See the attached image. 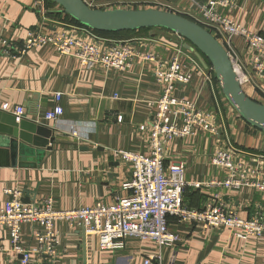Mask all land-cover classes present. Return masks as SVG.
I'll return each mask as SVG.
<instances>
[{"label":"crops","instance_id":"0c3cea01","mask_svg":"<svg viewBox=\"0 0 264 264\" xmlns=\"http://www.w3.org/2000/svg\"><path fill=\"white\" fill-rule=\"evenodd\" d=\"M139 1L143 4L136 9L170 10L188 18L196 10V5L189 0ZM31 2L0 0L1 38L20 44L28 30L39 26L41 19L30 9ZM205 2L196 0V4ZM233 2L230 10L233 19L246 30L264 36V0ZM47 7L58 10L54 4ZM49 19L46 27L56 28L55 15H50ZM130 40L160 61L175 54L172 47L185 43L173 33L157 30ZM234 45L241 62L247 63L251 53L243 41L235 38ZM187 54L194 63L187 57L181 58V73L191 75V80L186 86L178 85L174 96L221 119L224 131L212 136L197 130L190 138L173 140L164 153L165 166L183 164L188 183H219L225 174L212 165L211 155L221 145L230 144L245 153L247 166L259 170L264 179V133L236 115L218 89L211 68L204 69L191 53ZM153 69V63L137 61L123 72L80 70L77 60L61 57L47 46L30 49L15 59L0 54V107L5 104L10 111L17 106L23 107L25 117L22 120L51 130L50 138H53L48 145L49 151L26 146L28 151L16 153L0 136V209L6 201L3 190L13 188L21 189L22 201L30 203L39 204L51 197L53 208L60 211L97 203L108 205L124 197L126 193L121 186L130 179V168L112 153L148 154L147 137L138 127L153 115L159 96ZM208 76L212 79H207ZM248 93L250 99L258 103L264 101L255 96L251 87ZM55 94L61 95L63 109L61 121L56 123L44 119L54 104ZM4 113L8 112L0 109V114ZM71 129L76 132L75 136ZM215 196L242 219L255 214L264 218V195L249 188H187L184 204L201 208ZM168 224L180 238L174 247L159 251L153 243L128 238L124 250L112 252L100 250L95 237H85L83 244L80 228L70 229L66 223H57L59 253L53 264H83L84 253L86 264H142L145 256L158 252L163 263L172 260L173 264H264V237H248L241 241L225 228L214 229L188 222L178 224L174 218H169ZM38 231L41 229L32 225L22 227L25 249H36L33 234ZM20 260L21 256L11 250L8 229L0 227V264H19ZM47 263L51 264L35 252L31 253L29 264Z\"/></svg>","mask_w":264,"mask_h":264},{"label":"built area","instance_id":"2783aa9c","mask_svg":"<svg viewBox=\"0 0 264 264\" xmlns=\"http://www.w3.org/2000/svg\"><path fill=\"white\" fill-rule=\"evenodd\" d=\"M82 1L89 8L99 10L136 9L135 7L143 4L139 0ZM189 1L196 5L195 12L190 13L189 18L211 33L223 47L240 87L244 91L251 87L253 92H258L263 99L264 36L246 30L233 19L230 15L234 6L233 0H206L201 4H196V0ZM46 2L47 0H32L30 9L38 13L41 22L37 28L27 31L20 44L0 37L2 56L15 59L30 49L47 46L61 57L77 60L80 70H100L105 73L109 70H129L137 61L141 64L153 63V76L159 86V96L154 103L153 115L138 127L147 137L148 154L126 151L112 153L115 159L130 168V179L121 186L126 193L124 197H118L108 205L97 203L90 207L60 211L53 208L51 197H46L39 204L24 203L21 189L3 190L6 201L0 209V227L8 229L11 250L21 256L19 264H29L32 252L53 264L59 253V233L55 225L61 222L66 223L70 229H83L85 237L97 239L100 250L112 252L124 250L125 240L128 238L153 243L159 251L174 247L180 242V238L169 228V218H174L178 224L188 222L204 224L214 229H229L232 236L241 241H246L248 237H264V218L260 214L242 219L219 196H215L201 208L184 204L187 188H249L264 195V179L259 170L247 166L244 152L230 144H223L212 152V165L225 174L224 180L219 183H188L185 180L183 164L175 163L168 167L164 164V153L173 140L190 138L197 130L212 136L224 131L221 119L199 110L189 101L174 96L178 85L186 86L191 80V75L181 73V58L188 55L183 45L172 47L175 54L166 61H160L153 53L139 49L131 40L105 39L94 35L85 27L66 25L60 20L63 15L59 20L53 21L58 26L49 29L46 27L50 22L49 16L57 15L60 8L54 4L58 10L52 11L48 9ZM176 36L184 42L181 37ZM235 38L241 39L251 53L247 63L241 62L234 45ZM207 79L211 80L212 77L208 76ZM60 99V94L54 95V104L44 117L46 121H61L63 109ZM0 109L12 114L17 123L25 117V110L21 106L10 111L4 104ZM70 132L76 135L74 129ZM24 225L41 229L33 234L36 241L34 251L25 249L22 245L21 230ZM142 264L173 263L172 260L163 263L158 252L145 256Z\"/></svg>","mask_w":264,"mask_h":264},{"label":"water","instance_id":"95a60500","mask_svg":"<svg viewBox=\"0 0 264 264\" xmlns=\"http://www.w3.org/2000/svg\"><path fill=\"white\" fill-rule=\"evenodd\" d=\"M49 1L67 16L92 31L121 33L142 29H164L178 35L186 41L183 49L191 53L204 69L208 67L206 62L208 63L222 96L236 115L254 129L264 133V105L247 96L237 81L225 50L212 34L199 24L176 13L150 8L99 10L89 8L82 0ZM0 123V136L5 138L9 147L16 153L28 151L26 146L50 150L48 145L53 142V138H50L51 130L23 120L17 123L10 113L0 114ZM81 231L85 244V234L83 229ZM83 264H86L85 253Z\"/></svg>","mask_w":264,"mask_h":264},{"label":"trees","instance_id":"16d2710c","mask_svg":"<svg viewBox=\"0 0 264 264\" xmlns=\"http://www.w3.org/2000/svg\"><path fill=\"white\" fill-rule=\"evenodd\" d=\"M46 3H48L49 5H53L49 0H47ZM56 14L57 15H55V19H57V20L60 19V16L61 15H63L62 19H60V20H62V22H64L66 25L83 27L81 24H79L78 22H76L75 20H73L72 18H70L69 16H67L61 9H60V12L59 13H56ZM51 16H54V15H51ZM183 17H185L187 19H190V18H188L186 16H183ZM153 30H157V31H160V32H168V33H171V32H169L167 30H164V29H142V30H138V31L121 32V33H102V32H97V31H92V30L91 31H92V33L94 35H96L98 37L105 38V39H111V40H114V41H127V40H130V39H133V38H138L140 36H145L150 31H153ZM184 42H186V41L184 40ZM206 64H207L208 67H210L207 62H206ZM214 81L216 82V84L218 86V83H217V81L215 79V76H214ZM256 95H258L259 98L261 97V95L258 92L255 93V96ZM253 101H255V100H253ZM255 102H257V101H255ZM260 104H263L264 105V101L262 103H260Z\"/></svg>","mask_w":264,"mask_h":264},{"label":"rangeland","instance_id":"374dc122","mask_svg":"<svg viewBox=\"0 0 264 264\" xmlns=\"http://www.w3.org/2000/svg\"><path fill=\"white\" fill-rule=\"evenodd\" d=\"M188 53H189V52H188ZM218 89H219V87H218ZM245 92H246L247 94H249V93H248V89H247ZM226 103H227V102H226ZM229 107H230V106H229Z\"/></svg>","mask_w":264,"mask_h":264}]
</instances>
